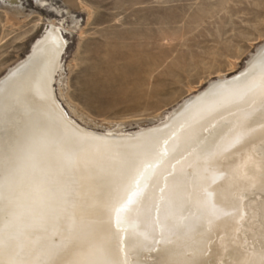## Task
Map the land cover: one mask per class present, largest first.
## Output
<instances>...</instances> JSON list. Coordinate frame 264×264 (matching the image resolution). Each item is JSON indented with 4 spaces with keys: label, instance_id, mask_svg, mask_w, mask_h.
<instances>
[{
    "label": "snow or ice",
    "instance_id": "snow-or-ice-1",
    "mask_svg": "<svg viewBox=\"0 0 264 264\" xmlns=\"http://www.w3.org/2000/svg\"><path fill=\"white\" fill-rule=\"evenodd\" d=\"M243 77L228 93L209 94V115L229 104L249 106L229 137L233 147L244 142L243 129L256 112L264 114V54ZM18 103L19 96L0 102V264H130L138 243L158 242L157 228L161 240L178 233V188L182 203L191 199L209 223L217 214L208 192L215 178L202 169L219 154L212 147L196 150L186 161L192 171L185 172L168 159L181 138L176 132L121 151L87 133L53 134L39 118L22 121ZM133 219L145 225L142 242L129 243L136 232L128 233L125 224ZM51 224L65 243L49 250L47 259H37L36 235Z\"/></svg>",
    "mask_w": 264,
    "mask_h": 264
},
{
    "label": "bare ground",
    "instance_id": "bare-ground-1",
    "mask_svg": "<svg viewBox=\"0 0 264 264\" xmlns=\"http://www.w3.org/2000/svg\"><path fill=\"white\" fill-rule=\"evenodd\" d=\"M60 1L72 28L79 27L80 22L74 16L76 12H85L89 21L93 12L83 0ZM46 2L48 0H35L38 6H44ZM0 4L8 21L18 25L24 15L22 0H0ZM61 26L62 22L56 24L50 19L45 32L32 42L26 56L0 76V102L6 97L19 96L17 111L22 121L39 118L53 134L58 130L67 134L87 133L106 141L112 148L129 152L146 139L176 132L181 138L168 159L177 170L183 168L185 172L192 171L186 161L192 159L196 150L208 146L219 153L211 165H202V169H207L204 175L215 178V183L208 189L210 200L217 209L211 223L191 199L182 203L183 190L178 188L175 223L179 231L176 235L161 240L157 228L154 234L158 242L143 245L138 242L143 240L139 233L145 225L135 219L125 224L128 233L136 232L129 243H138L128 257L130 264H170L171 261L264 264V114L256 112L243 129L244 142L234 147L230 146L229 137L237 130L239 115L250 110L249 106L243 102L229 104L208 114L212 99L209 94L213 91L228 93L239 87L244 81L243 73L264 54V44L257 51L255 49L240 73L230 78L218 75L207 88L197 90L195 94L193 91L164 115L160 113L149 118L150 124L141 126L143 120L135 119L132 125L138 126V130L131 131L126 128L127 121L107 122L102 126L109 130L101 131L89 125L92 122L67 99L62 86L67 43ZM41 94L45 99H40ZM36 240L41 246L37 259H47L49 250H58L65 243L56 224L37 234Z\"/></svg>",
    "mask_w": 264,
    "mask_h": 264
},
{
    "label": "rangeland",
    "instance_id": "rangeland-1",
    "mask_svg": "<svg viewBox=\"0 0 264 264\" xmlns=\"http://www.w3.org/2000/svg\"><path fill=\"white\" fill-rule=\"evenodd\" d=\"M83 1L93 13L88 21L76 12L78 28L60 0H22L18 25L0 4V76L26 56L50 19L62 22V86L101 131L107 122L127 121L133 131L135 119L148 125L218 75L240 73L264 44V0Z\"/></svg>",
    "mask_w": 264,
    "mask_h": 264
}]
</instances>
